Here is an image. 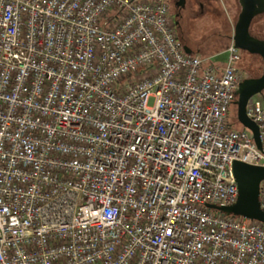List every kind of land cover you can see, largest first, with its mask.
Instances as JSON below:
<instances>
[{"label": "built area", "instance_id": "obj_1", "mask_svg": "<svg viewBox=\"0 0 264 264\" xmlns=\"http://www.w3.org/2000/svg\"><path fill=\"white\" fill-rule=\"evenodd\" d=\"M224 54L187 53L169 0H0V264H264V225L207 206L264 167Z\"/></svg>", "mask_w": 264, "mask_h": 264}, {"label": "water", "instance_id": "obj_2", "mask_svg": "<svg viewBox=\"0 0 264 264\" xmlns=\"http://www.w3.org/2000/svg\"><path fill=\"white\" fill-rule=\"evenodd\" d=\"M242 11L236 25L234 42L236 47H242L240 39H245L247 46L252 52L260 53L264 58V41L257 40L250 36L249 26L257 14L264 13V0H239ZM187 53L192 51L184 46ZM264 90V72L258 78H246L239 84L236 91L237 99L234 104L237 106V118L246 128L250 129L256 142L260 146L259 128L257 124L247 116L246 107L248 100ZM234 175L238 184L239 196L237 202L230 206H218L207 204L211 209L222 211L227 214L246 217L251 221H258L264 225V210L260 206V183L264 179V167L251 165L242 161L233 163Z\"/></svg>", "mask_w": 264, "mask_h": 264}, {"label": "flooded vegetation", "instance_id": "obj_3", "mask_svg": "<svg viewBox=\"0 0 264 264\" xmlns=\"http://www.w3.org/2000/svg\"><path fill=\"white\" fill-rule=\"evenodd\" d=\"M237 1L238 10L234 13L231 20L227 18L226 14L223 13L220 8L218 9L217 3H214V9L209 13L211 18L219 17L222 19L220 22L221 26L212 30V32L208 35L209 41L214 42V48L225 46L231 40L234 41V36L236 35V25L242 11V5L239 0ZM169 2L171 3L170 16L174 23L176 33H180L182 21H184V19L187 18L194 20L199 14L204 13L203 15H207L203 6L201 9L195 10V2L193 0H169ZM248 30L251 37L264 41V13L254 16ZM239 43L242 44V47H236L239 56L236 62V67L241 73H244L243 80L246 78L260 77L264 72L263 56L258 52H252L250 49L244 47L247 46L245 39H240ZM209 50H211V48H209L208 51Z\"/></svg>", "mask_w": 264, "mask_h": 264}, {"label": "rangeland", "instance_id": "obj_4", "mask_svg": "<svg viewBox=\"0 0 264 264\" xmlns=\"http://www.w3.org/2000/svg\"><path fill=\"white\" fill-rule=\"evenodd\" d=\"M193 1L195 2V10H199L203 6L206 10L205 12L207 13V15H203L204 13L199 14L198 17H196L194 20L187 18L184 19V21H182L181 31L180 33L178 32L177 35L180 41L183 43V45L187 46L192 51V53H200L205 57L218 54L215 57H213L211 61L214 63H224L227 58V54L224 53L231 44L232 40L229 43H227L225 46H221L219 48L213 47L214 42L209 41L208 35L212 32V30L219 28L221 26L220 22L222 21V19L219 17L216 18L212 17L213 18L212 19L209 13L214 9V3L215 4L217 3L218 9L220 8V10L226 14L227 18L231 20V18H233L234 13L238 10V1L237 0H193ZM170 5L171 3L169 2V7L171 8ZM209 48H211V50L208 51ZM242 75L244 76V73H242ZM262 94H264V90L262 91ZM230 115L233 120H235V117H237L236 104L232 106ZM234 127L238 130H242L244 128V126L239 122V120L238 122L236 121Z\"/></svg>", "mask_w": 264, "mask_h": 264}, {"label": "trees", "instance_id": "obj_5", "mask_svg": "<svg viewBox=\"0 0 264 264\" xmlns=\"http://www.w3.org/2000/svg\"><path fill=\"white\" fill-rule=\"evenodd\" d=\"M236 121L238 122L237 117H235V120H233V119L231 118V115H230V124H231V125H235V124H236ZM255 222H258V221H255ZM259 223H260V222H259Z\"/></svg>", "mask_w": 264, "mask_h": 264}]
</instances>
